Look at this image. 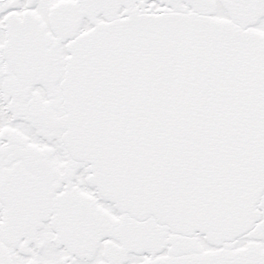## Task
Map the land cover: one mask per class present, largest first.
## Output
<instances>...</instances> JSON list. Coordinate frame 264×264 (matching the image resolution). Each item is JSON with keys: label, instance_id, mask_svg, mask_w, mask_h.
<instances>
[{"label": "snow or ice", "instance_id": "1", "mask_svg": "<svg viewBox=\"0 0 264 264\" xmlns=\"http://www.w3.org/2000/svg\"><path fill=\"white\" fill-rule=\"evenodd\" d=\"M0 264H264V0H0Z\"/></svg>", "mask_w": 264, "mask_h": 264}]
</instances>
